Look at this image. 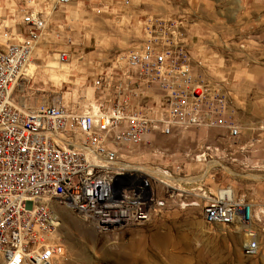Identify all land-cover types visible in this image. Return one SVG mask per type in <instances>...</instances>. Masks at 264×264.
<instances>
[{"label": "built area", "instance_id": "obj_1", "mask_svg": "<svg viewBox=\"0 0 264 264\" xmlns=\"http://www.w3.org/2000/svg\"><path fill=\"white\" fill-rule=\"evenodd\" d=\"M17 27L0 25V264L68 261L52 238L59 223L55 202L100 234L152 222L171 201L185 198L188 163H207L222 150L206 144L176 161L153 136L224 128L230 140L241 138L227 118L228 93L194 76L182 51L154 37L128 54L126 85L117 83L108 97L82 110L60 103L19 109L16 90L28 77L46 21L26 12ZM146 147L153 170L133 162ZM255 169L264 171V158ZM206 199L208 226L238 233L246 257L264 256V204L231 188Z\"/></svg>", "mask_w": 264, "mask_h": 264}, {"label": "rangeland", "instance_id": "obj_2", "mask_svg": "<svg viewBox=\"0 0 264 264\" xmlns=\"http://www.w3.org/2000/svg\"><path fill=\"white\" fill-rule=\"evenodd\" d=\"M58 5L71 17L57 29L59 43L41 47L34 56L16 90L19 109L24 101L28 108L60 103L82 110L108 97L114 85H126L128 54L154 37L182 51L194 76L228 93L227 118L242 134L236 141L224 128L193 129L171 139L153 136L176 161L206 144L222 150L211 162L188 163L190 177L181 185L185 198L171 201L167 212L144 226L100 234L92 222L55 202L60 225L53 241L65 264H264L262 255L243 254L238 233L208 226L202 213L206 197L225 188L264 204V171L255 169L264 158V0H71ZM26 12H40L37 0H0V25L17 29ZM4 44L0 38V47ZM62 52L65 61L58 60ZM38 100L42 104L34 106ZM137 152L133 162L153 170L150 147Z\"/></svg>", "mask_w": 264, "mask_h": 264}, {"label": "crops", "instance_id": "obj_3", "mask_svg": "<svg viewBox=\"0 0 264 264\" xmlns=\"http://www.w3.org/2000/svg\"><path fill=\"white\" fill-rule=\"evenodd\" d=\"M39 6V14L43 19H47L46 29L43 32L41 39L38 42V45L35 50V58L39 53V49L41 47H54L59 43V35H57V29L60 25L67 22V20L71 17L68 8L59 9L58 0H37ZM134 6V5H133ZM21 22V20H20ZM19 22V23H20ZM58 42V43H57ZM144 44V43H143ZM142 45V44H141ZM65 53V52H62ZM61 54V53H60ZM35 59H33L34 62ZM28 75V74H27ZM22 83L19 84V88H21ZM39 104V100L36 101L35 105ZM21 108L27 109L28 105L21 101ZM38 108V107H37ZM203 134H199V137H203ZM224 138V137H223Z\"/></svg>", "mask_w": 264, "mask_h": 264}, {"label": "bare ground", "instance_id": "obj_4", "mask_svg": "<svg viewBox=\"0 0 264 264\" xmlns=\"http://www.w3.org/2000/svg\"><path fill=\"white\" fill-rule=\"evenodd\" d=\"M61 61V60H60ZM52 67H57L54 63H53V65H52ZM40 104H42V103H40ZM39 104V105H40ZM38 105V106H39ZM44 106H48V104L47 103H44L43 104ZM23 109V108H22ZM27 109H31V108H27ZM207 198V197H206ZM195 206H196V204H194ZM53 211L55 212V210H54V206H53ZM55 216L57 217V219H58V221H59V223H58V226L60 225V220H59V218H58V216L55 214ZM76 226V225H75ZM59 228V227H58ZM119 230H123V229H112V230H109V231H106V232H104V233H109V232H114V231H119ZM57 231V230H56ZM56 231H55V233H56ZM54 233V234H55ZM89 233V232H88ZM89 235V234H88ZM52 238H53V240H54V235L52 236ZM80 256H82V254L80 253ZM62 260V259H61ZM59 264H65V263H61V261L59 260Z\"/></svg>", "mask_w": 264, "mask_h": 264}]
</instances>
